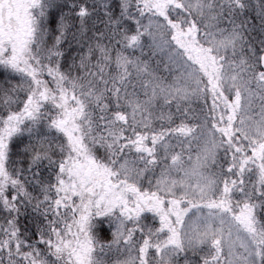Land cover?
I'll use <instances>...</instances> for the list:
<instances>
[{
	"label": "snow or ice",
	"instance_id": "6c2138e0",
	"mask_svg": "<svg viewBox=\"0 0 264 264\" xmlns=\"http://www.w3.org/2000/svg\"><path fill=\"white\" fill-rule=\"evenodd\" d=\"M0 264H264V0H0Z\"/></svg>",
	"mask_w": 264,
	"mask_h": 264
}]
</instances>
